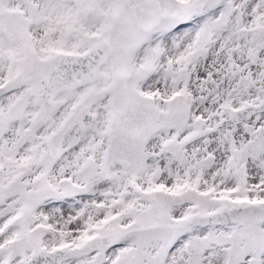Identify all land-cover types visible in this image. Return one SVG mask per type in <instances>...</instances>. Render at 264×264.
Returning a JSON list of instances; mask_svg holds the SVG:
<instances>
[{"label": "snow or ice", "instance_id": "6c2138e0", "mask_svg": "<svg viewBox=\"0 0 264 264\" xmlns=\"http://www.w3.org/2000/svg\"><path fill=\"white\" fill-rule=\"evenodd\" d=\"M0 264H264V0H0Z\"/></svg>", "mask_w": 264, "mask_h": 264}]
</instances>
